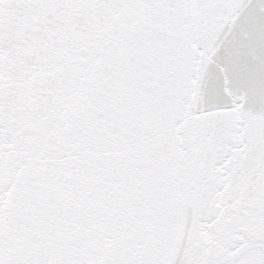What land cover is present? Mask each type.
I'll return each instance as SVG.
<instances>
[{
    "label": "snow or ice",
    "instance_id": "1",
    "mask_svg": "<svg viewBox=\"0 0 264 264\" xmlns=\"http://www.w3.org/2000/svg\"><path fill=\"white\" fill-rule=\"evenodd\" d=\"M0 264H264V0H0Z\"/></svg>",
    "mask_w": 264,
    "mask_h": 264
}]
</instances>
